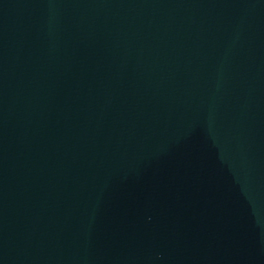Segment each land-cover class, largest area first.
I'll return each mask as SVG.
<instances>
[{"label": "water", "instance_id": "obj_1", "mask_svg": "<svg viewBox=\"0 0 264 264\" xmlns=\"http://www.w3.org/2000/svg\"><path fill=\"white\" fill-rule=\"evenodd\" d=\"M0 264H264V0H0Z\"/></svg>", "mask_w": 264, "mask_h": 264}]
</instances>
